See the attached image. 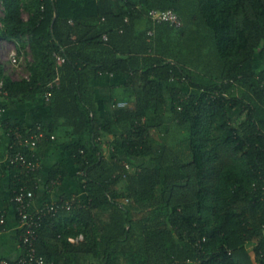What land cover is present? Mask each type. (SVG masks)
<instances>
[{
    "label": "trees",
    "instance_id": "1",
    "mask_svg": "<svg viewBox=\"0 0 264 264\" xmlns=\"http://www.w3.org/2000/svg\"><path fill=\"white\" fill-rule=\"evenodd\" d=\"M5 5L0 38L20 40L33 60L29 79H12L0 63L4 97L48 94L52 116L47 126L2 119L9 154L38 160L36 148L64 129L85 180L71 210L43 219L37 247L47 264H264V0ZM151 9H172L182 24L155 23ZM107 74L122 77L119 96L129 101L111 119L93 85ZM169 109L172 125L186 131L180 140L165 122ZM108 134L116 138L109 154ZM150 153V162L135 161ZM9 168V200L21 186L38 191V171ZM66 175L53 166L49 185Z\"/></svg>",
    "mask_w": 264,
    "mask_h": 264
},
{
    "label": "crops",
    "instance_id": "2",
    "mask_svg": "<svg viewBox=\"0 0 264 264\" xmlns=\"http://www.w3.org/2000/svg\"><path fill=\"white\" fill-rule=\"evenodd\" d=\"M25 16V13H24ZM147 17H150L147 14ZM123 79L121 76L107 74L93 80L95 88V99L98 102L101 114L106 119L113 117V109L116 101L122 99L115 95ZM6 97V96H5ZM4 96L0 95V211L7 213V223L3 230H0V256L17 257L22 252L20 244V222L16 212V207L9 200L11 171L9 168L8 156L10 137L1 130V121L5 118H21L29 126L42 122L45 126L49 125L52 119L50 108L44 97L38 94H31L24 102H8ZM119 100V101H120ZM5 104H7L6 107ZM112 104V106H111ZM115 130H118L117 128ZM66 130L55 132L52 135L53 142L45 146L36 148L39 162L38 191L36 192L33 208L47 202L57 201L63 197H84L85 180L74 165L69 151L67 141L70 136L66 135ZM67 140V141H65ZM116 138L113 134H108L102 138L103 150L107 151L114 146ZM61 164L67 169L65 178L58 184L49 185L50 169L55 165ZM54 182H51L53 184Z\"/></svg>",
    "mask_w": 264,
    "mask_h": 264
},
{
    "label": "built area",
    "instance_id": "3",
    "mask_svg": "<svg viewBox=\"0 0 264 264\" xmlns=\"http://www.w3.org/2000/svg\"><path fill=\"white\" fill-rule=\"evenodd\" d=\"M148 16L155 23L169 22L173 25L180 26L182 20L179 14L172 10L151 9ZM6 17L5 0H0V28L5 27L4 18ZM152 33V31H150ZM106 37V36H105ZM21 41L18 39L0 38V63L4 73L11 76L12 79L30 78V72H23L22 66L26 65L25 54L30 50L27 46L23 49ZM58 64L65 61V56L60 53H55ZM8 66H11L9 72ZM27 69V68H26ZM15 74V75H14ZM60 76L50 83V87L54 83H59ZM9 94L6 88L5 78L0 76V95L7 96ZM46 100H49V95H46ZM129 105L127 100L118 101L115 106L126 107ZM18 140L22 142V136L17 134ZM30 139L25 138V143H29ZM8 162L15 165H21L28 172H37L39 170V162L36 159L27 157L21 151L11 153L8 156ZM82 175V172L79 171ZM55 182V181H54ZM39 183L36 185L38 187ZM36 193L27 186H21L14 190V194L10 197V201L15 205L16 212L20 222V244L23 252L17 257L0 256V264H47V258L38 251L37 239L39 237V228L43 223V219L47 216H57L62 211H68L76 204V198L71 196L57 201H51L33 208ZM7 213L0 211V230L6 227ZM84 236L80 234L78 237H70L72 242L83 240Z\"/></svg>",
    "mask_w": 264,
    "mask_h": 264
},
{
    "label": "rangeland",
    "instance_id": "4",
    "mask_svg": "<svg viewBox=\"0 0 264 264\" xmlns=\"http://www.w3.org/2000/svg\"><path fill=\"white\" fill-rule=\"evenodd\" d=\"M27 16H28V14L25 12V17H27ZM199 30H201L200 32H202L201 28ZM25 58H26V62H29L30 60H33V54L30 52V50L26 52ZM260 62L261 61L258 60V65L259 66L261 64ZM11 69H12L11 66H8L9 72L11 71ZM22 70H23V72L24 71L27 72L26 65L22 66ZM185 89H188V88L185 87ZM188 91L193 92V90H189V89H188ZM121 93H122V90H121V88H119V91L117 93H115V95L119 96V95H121ZM119 100L120 99H114L113 101L114 102L116 101V103H117ZM111 106H112V104H111ZM113 107H115V106H113ZM164 118H165V122H166L168 128L170 129V131H172V140L175 141V137H176V140H180L181 138L185 137V135H186V131L185 130H180L178 128V126L177 127L173 126L174 125L173 124L174 123L173 122V113L171 112L170 109L166 111V115H165ZM181 148L183 149L184 145H181ZM109 152H110V150H107V154H109ZM152 156H153V153H150V155H148L147 157H143V158L139 157L138 159H135V161L140 162V161H145L146 160V161L150 162L149 159L152 158Z\"/></svg>",
    "mask_w": 264,
    "mask_h": 264
}]
</instances>
